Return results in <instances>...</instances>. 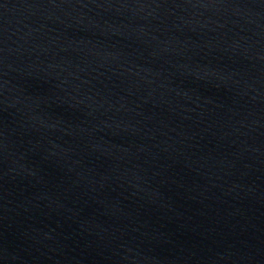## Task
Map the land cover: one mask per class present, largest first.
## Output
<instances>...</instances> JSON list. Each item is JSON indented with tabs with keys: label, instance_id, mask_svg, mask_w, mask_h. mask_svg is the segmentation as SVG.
<instances>
[{
	"label": "water",
	"instance_id": "95a60500",
	"mask_svg": "<svg viewBox=\"0 0 264 264\" xmlns=\"http://www.w3.org/2000/svg\"><path fill=\"white\" fill-rule=\"evenodd\" d=\"M0 264H264V0H0Z\"/></svg>",
	"mask_w": 264,
	"mask_h": 264
}]
</instances>
